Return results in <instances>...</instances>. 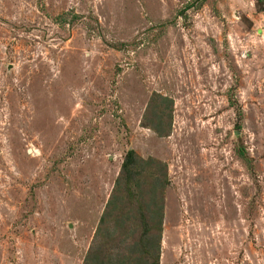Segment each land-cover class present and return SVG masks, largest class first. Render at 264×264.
Masks as SVG:
<instances>
[{"label":"rangeland","instance_id":"374dc122","mask_svg":"<svg viewBox=\"0 0 264 264\" xmlns=\"http://www.w3.org/2000/svg\"><path fill=\"white\" fill-rule=\"evenodd\" d=\"M129 150L168 167L160 264H264L263 7L0 0V264H83Z\"/></svg>","mask_w":264,"mask_h":264},{"label":"trees","instance_id":"16d2710c","mask_svg":"<svg viewBox=\"0 0 264 264\" xmlns=\"http://www.w3.org/2000/svg\"><path fill=\"white\" fill-rule=\"evenodd\" d=\"M255 1L264 9V0ZM172 108V99L154 94L143 126L158 137L169 136ZM167 170L154 157L126 153L83 264H160Z\"/></svg>","mask_w":264,"mask_h":264}]
</instances>
